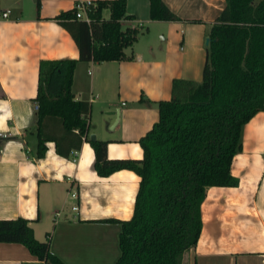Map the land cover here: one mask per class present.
Listing matches in <instances>:
<instances>
[{"label":"crops","instance_id":"crops-1","mask_svg":"<svg viewBox=\"0 0 264 264\" xmlns=\"http://www.w3.org/2000/svg\"><path fill=\"white\" fill-rule=\"evenodd\" d=\"M76 1L0 0V218H28L35 237H49L65 264H114L120 224L103 219L131 217L140 177L130 168L99 175L90 135L107 140L109 158H141L139 138L158 119V100L170 97L172 79H201L208 33L225 0H163L176 20L151 19L149 0H127L122 27L146 32L125 57L79 60L73 70L75 97L90 102L87 138L69 156L48 140L39 157V63L79 56L54 18ZM231 172L237 185L206 188L200 235L182 264H264V110L244 124ZM0 264L43 262L23 243L0 242Z\"/></svg>","mask_w":264,"mask_h":264},{"label":"trees","instance_id":"trees-1","mask_svg":"<svg viewBox=\"0 0 264 264\" xmlns=\"http://www.w3.org/2000/svg\"><path fill=\"white\" fill-rule=\"evenodd\" d=\"M126 3L95 0L87 10L90 22L77 18L74 7L55 15L79 56L40 60L37 156L48 140L69 156L87 138L90 102L75 97L73 70L79 60L126 56L139 33L137 26L122 27ZM149 17L180 19L163 0H149ZM208 38L201 79H172L170 97L158 100V119L139 138L141 158H109L107 140L90 139L99 175L130 168L140 177L131 217L103 219L120 224L114 264H182L200 235L206 188L239 183L231 162L242 149L243 126L264 110V0H225ZM48 118H54L51 126ZM0 242L25 244L43 264H65L50 250L49 237H35L28 218H0Z\"/></svg>","mask_w":264,"mask_h":264},{"label":"built area","instance_id":"built-area-1","mask_svg":"<svg viewBox=\"0 0 264 264\" xmlns=\"http://www.w3.org/2000/svg\"><path fill=\"white\" fill-rule=\"evenodd\" d=\"M95 5V1L94 0H77L74 4V8H75V16L81 20H85L86 22H90V16L87 12L88 8L90 6H94ZM10 10H5L1 12V16L2 17H6L9 15ZM141 24V23H139ZM38 107L37 102L35 103V108ZM73 196H76L77 193L74 191L72 192ZM74 209L77 208L76 205L73 206Z\"/></svg>","mask_w":264,"mask_h":264},{"label":"water","instance_id":"water-1","mask_svg":"<svg viewBox=\"0 0 264 264\" xmlns=\"http://www.w3.org/2000/svg\"><path fill=\"white\" fill-rule=\"evenodd\" d=\"M209 41V38H207V42ZM90 138H91V140H93V139H95V135L92 133L91 135H90Z\"/></svg>","mask_w":264,"mask_h":264},{"label":"rangeland","instance_id":"rangeland-1","mask_svg":"<svg viewBox=\"0 0 264 264\" xmlns=\"http://www.w3.org/2000/svg\"><path fill=\"white\" fill-rule=\"evenodd\" d=\"M145 32H146V30H143V31L140 30V32L138 33V36H141Z\"/></svg>","mask_w":264,"mask_h":264}]
</instances>
